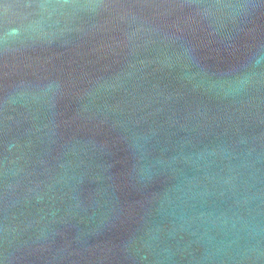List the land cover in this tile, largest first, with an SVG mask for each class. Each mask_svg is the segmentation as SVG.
<instances>
[{
  "label": "water",
  "instance_id": "water-1",
  "mask_svg": "<svg viewBox=\"0 0 264 264\" xmlns=\"http://www.w3.org/2000/svg\"><path fill=\"white\" fill-rule=\"evenodd\" d=\"M0 264H264V0H0Z\"/></svg>",
  "mask_w": 264,
  "mask_h": 264
}]
</instances>
